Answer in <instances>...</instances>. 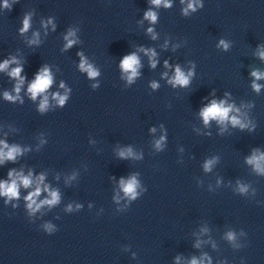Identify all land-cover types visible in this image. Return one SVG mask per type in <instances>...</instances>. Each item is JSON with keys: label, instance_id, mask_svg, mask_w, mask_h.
I'll return each mask as SVG.
<instances>
[{"label": "clouds", "instance_id": "obj_1", "mask_svg": "<svg viewBox=\"0 0 264 264\" xmlns=\"http://www.w3.org/2000/svg\"><path fill=\"white\" fill-rule=\"evenodd\" d=\"M151 2L154 5H160L162 3V0H151ZM163 2L165 3V6H169L167 3V0H163ZM195 3H196V0H193L192 3H189L188 9L194 10ZM7 6H8L7 0H5V7ZM188 9L184 10L185 14H187ZM145 18L154 22L156 20V14L154 12L149 11L145 14ZM28 27H29V17L26 16L24 19V26H23V29H21V31H26ZM149 31H151V29H149ZM71 35H74V33L70 32L69 36ZM65 39L68 40V37H65ZM73 43H74L73 40H68V44L66 45V47H70ZM220 43L225 48H227V44H225L224 41H221ZM154 55H155L154 52H150V56H154ZM260 55L262 58H264V52H261ZM8 64H9V61L7 60L4 61L3 64H0V70L6 69L8 67ZM138 66H139V59L134 53L123 58L122 68L126 71L130 70V75L128 77L129 82H131L133 77H135L138 74L137 73ZM152 66L155 67L154 60L152 61ZM80 67H81V70L87 71L90 77H95L96 75H98V73L91 67V65L87 64V62L83 59V57H81ZM21 71H22V68L17 67L13 69L12 72L10 73L11 76L19 79V83L17 84L16 89H15L17 93L20 90V84H22L24 80L23 77H20ZM189 76H191V73H189L188 76H186L179 69V67H177L176 75L174 77V80L171 82L174 85L175 84L187 85L189 83V78H188ZM253 76H255L257 79H260L262 76H264V74L254 72ZM51 83H52V77L48 69L45 67L37 74L35 81L32 82L30 85L29 91L31 93L32 99H35L38 93H41L44 90H46L51 85ZM152 86L153 88L157 87L156 84H153ZM253 87L258 91L260 86L254 84ZM5 98L8 100H15L17 97H13L9 95L8 93H5ZM55 98L57 99V102L60 105H63L65 103V100H66L65 96H59L58 94H56ZM46 107H47V97H45L44 100L41 102L40 110L43 112ZM232 110L233 109L231 105H228L227 107H225L224 101H220L219 103H217L215 100H213L209 106H207L201 111V115L204 119L205 124H207L210 119H216L218 120V122L223 123L225 120L229 119V112ZM231 122L233 125L240 124L241 128L245 127V125L241 124L240 121L236 119L235 117H231ZM162 140H163V137L161 138V141ZM161 141H157L158 148L160 147ZM0 144H3V147L0 148V163H2L5 160L15 161L17 155L20 154L21 150L16 146H12L9 148L8 145L4 144L3 142H0ZM4 148H7L8 150L4 151ZM120 155L123 158L125 157L126 154L122 152ZM127 155H131L130 150L127 153ZM260 161H264V155L259 156V157L253 156L252 159L249 160V163H255L257 170L264 172V168L261 167ZM211 164H212V161H209L205 165V169L207 170L208 168H210ZM8 175L11 178L13 176V172L10 171ZM30 177H31V173L27 177L21 174H16V178L12 179L10 184L7 182H0V195L7 196L9 199L18 197L19 193H18L17 181H19L21 184H23L24 187L27 188L32 183V180ZM43 179H44L43 176L39 177L40 182H42ZM121 187L123 188L124 192L127 195H129L131 198H135L136 196L135 189L137 187V182L134 177L128 180L127 183L121 180ZM240 190L246 191V188L241 187ZM39 194H40V188H39V183H38L36 191L30 193L25 198L27 201H29L28 207L32 213L36 212L42 205L46 204V205L51 206V205H55L59 201L58 193L50 192L49 195L51 196V199H46V200L41 201L40 203H37L35 198ZM45 227L49 231L51 230V225H45ZM228 238L230 240L234 239V235L232 233H229ZM191 264H197V261L193 259Z\"/></svg>", "mask_w": 264, "mask_h": 264}]
</instances>
